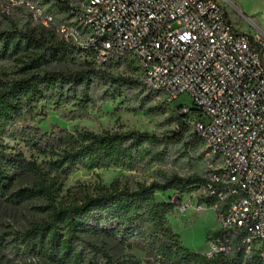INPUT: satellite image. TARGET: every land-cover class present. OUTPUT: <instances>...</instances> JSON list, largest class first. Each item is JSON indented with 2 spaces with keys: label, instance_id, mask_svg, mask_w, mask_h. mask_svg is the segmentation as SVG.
<instances>
[{
  "label": "trees",
  "instance_id": "1",
  "mask_svg": "<svg viewBox=\"0 0 264 264\" xmlns=\"http://www.w3.org/2000/svg\"><path fill=\"white\" fill-rule=\"evenodd\" d=\"M27 1L41 9L46 6L45 12L53 16L62 15L56 24L54 19V31L69 18L68 0ZM27 48L37 52L22 61L19 77L0 83V200L13 207L42 200L32 210L44 214L45 219L13 234L10 246L54 264H138L132 256L113 253L124 250L143 252L148 264H242L240 254L206 257L189 251L169 223L168 217L178 206L173 199L199 191L206 184V172L163 174L159 180L134 186L115 179L79 201H58L62 185L57 180L74 171L132 170L164 161L170 148L177 145L187 150L190 146L204 148V142L191 131L179 106L165 102L169 120L176 127L166 134L93 132L86 128L42 131L33 123L48 112L61 120H83L97 101L113 102L127 90L143 92L145 87L140 77L113 75L105 69L123 62L132 64L129 59L100 66L88 59L89 53L62 40L49 45L31 33L0 32V57L15 56ZM76 54L84 55L90 67L72 72L40 70L49 58ZM97 88L101 90L97 92ZM143 96L148 98L150 94ZM20 145L28 157L16 150ZM24 179H30L31 184L17 187L16 183ZM169 192L174 193L170 199L157 198ZM203 200L212 206L211 198ZM221 233L209 231L207 241Z\"/></svg>",
  "mask_w": 264,
  "mask_h": 264
},
{
  "label": "built area",
  "instance_id": "2",
  "mask_svg": "<svg viewBox=\"0 0 264 264\" xmlns=\"http://www.w3.org/2000/svg\"><path fill=\"white\" fill-rule=\"evenodd\" d=\"M67 4L69 18L55 28L61 40L96 65L135 62L145 89L178 105L203 140L206 184L177 207L183 214L215 210L222 233L204 255L264 264V41L237 27L220 0ZM0 7V18L24 8L44 27L54 23L27 0H0ZM182 96L190 103L177 102Z\"/></svg>",
  "mask_w": 264,
  "mask_h": 264
},
{
  "label": "rangeland",
  "instance_id": "3",
  "mask_svg": "<svg viewBox=\"0 0 264 264\" xmlns=\"http://www.w3.org/2000/svg\"><path fill=\"white\" fill-rule=\"evenodd\" d=\"M37 3L36 0H32ZM226 7L229 16L235 25L252 36H258L264 41V0H220ZM45 10L46 6H43ZM1 10V7H0ZM239 11L241 14H239ZM62 15L54 13L55 24ZM57 26V25H56ZM19 30L23 33H31L33 36L43 39L49 45L61 41L53 26L44 27L34 21L29 11L24 8H15L9 15L0 18V32ZM37 52L36 49L27 48L20 50L15 56L0 57V83L19 77V69L28 56ZM88 60L84 55H74L67 58H49L41 67V71L72 72L89 68ZM113 75H124L138 78L135 62L132 64L121 63L105 68ZM101 89L97 88V92ZM149 93L150 97L143 95ZM98 98V95H95ZM163 99L157 94L150 93L144 88L143 92L127 90L113 102L97 101L95 108L89 116L83 120H61L58 115L48 112L44 118L36 119L34 126L44 132H50L56 128H65L73 131L74 128H86L93 132L102 131H127L138 130L153 134H166L176 127L169 120L170 111L163 104ZM189 104V98L180 97L177 101ZM175 104V103H174ZM13 145V142H10ZM26 157L28 153L22 145L17 147ZM41 160V159H40ZM38 160V161H40ZM207 160L203 155V147L190 146L187 150L182 145L170 148L166 159L136 169L111 168L108 170H77L67 178L57 180L61 186L58 201L70 203L81 200L85 194L92 193L99 186H108L115 179L123 184L134 186L137 183H149L159 180L163 174H204ZM52 174L51 176H53ZM31 184L30 179L17 182V187ZM200 194V192H199ZM174 193L158 195L159 200H168ZM42 204V200L30 201L22 207H13L0 200V264H54L39 256L27 254L21 248H12L9 244L13 234L24 232L32 224L45 219V215L35 212L32 207ZM175 233L180 236L182 244L191 252L206 254L209 251L207 233L218 230L220 222L213 208H208L200 213L192 210L181 213L178 207L168 217ZM118 256H132L138 264H148L145 254L137 250L113 251Z\"/></svg>",
  "mask_w": 264,
  "mask_h": 264
},
{
  "label": "water",
  "instance_id": "4",
  "mask_svg": "<svg viewBox=\"0 0 264 264\" xmlns=\"http://www.w3.org/2000/svg\"><path fill=\"white\" fill-rule=\"evenodd\" d=\"M177 201H178V197H175L172 202H177Z\"/></svg>",
  "mask_w": 264,
  "mask_h": 264
}]
</instances>
